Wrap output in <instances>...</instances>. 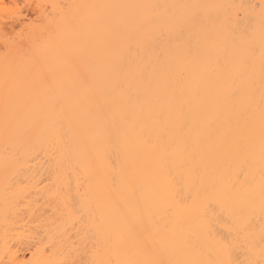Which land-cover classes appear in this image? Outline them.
Returning <instances> with one entry per match:
<instances>
[{"label": "bare ground", "instance_id": "6f19581e", "mask_svg": "<svg viewBox=\"0 0 264 264\" xmlns=\"http://www.w3.org/2000/svg\"><path fill=\"white\" fill-rule=\"evenodd\" d=\"M29 1L59 15L0 26V264H264V0Z\"/></svg>", "mask_w": 264, "mask_h": 264}, {"label": "rangeland", "instance_id": "374dc122", "mask_svg": "<svg viewBox=\"0 0 264 264\" xmlns=\"http://www.w3.org/2000/svg\"><path fill=\"white\" fill-rule=\"evenodd\" d=\"M65 1V0H64ZM28 2H27V0H4V5H5V7L6 8H10V9H13L12 11H3V12H0V26H1V28L2 27H8V28H11V27H16V29L18 28V30H17V32L19 31V30H21L22 29V32H23V30H24V28H25V24H26V22L25 21H27V20H35V21H38V19H35V17H37L38 18V16H35V14H37V12L38 11H40L39 12V14H41V15H39V18H40V16H43V19H41L42 20V23H44L45 21H48L49 20V18L51 17V14L53 13V12H50L48 9V11L47 10H45L46 8H44V7H42V8H38V7H34V6H32V3H31V1H29V4H30V7L28 6V9H26L27 8V5H29V4H27ZM66 3V4H65ZM67 3L68 2H61V8L62 7H64V8H66V9H64V8H62L64 11H68V6H69V4L67 5ZM27 4V5H26ZM65 4V5H64ZM16 5H19V8L17 9L16 8ZM64 5V6H63ZM67 5V6H66ZM40 6V5H39ZM42 6V5H41ZM34 8V9H33ZM38 8V9H37ZM42 11H41V10ZM43 10H45V11H47L46 12V14H45V11H43ZM27 12V14H26V12ZM31 11H32V13H31ZM18 12V13H17ZM25 12V13H24ZM48 12H50V13H48ZM17 13V14H16ZM22 13H24L25 15H22ZM35 13V14H34ZM47 13L48 14H50V16H49V18H48V15H47ZM56 13V12H55ZM59 13V12H58ZM67 13V12H66ZM35 16L34 18H31L32 16ZM55 18L56 17H58V15L57 16H55L54 15V13L52 14ZM24 16V17H23ZM25 16H29V18L30 19H26V17ZM17 17V18H16ZM47 17V18H46ZM54 17H52V19H55ZM15 20H14V19ZM28 18V17H27ZM42 18V17H41ZM2 19H5V20H2ZM24 19V20H23ZM45 19V20H44ZM51 19V18H50ZM12 20V21H11ZM41 20H40V22H41ZM43 20H44V22H43ZM10 25V26H9ZM20 27V29H19V27ZM21 27H23V28H21ZM22 32H19V34H21ZM18 34V35H19ZM5 142V141H4ZM3 142L2 143H0V147L2 148V150H3V148H4V145H5V143L3 144ZM3 146V147H2ZM8 147V146H7ZM1 148H0V150H1ZM8 149V148H7ZM7 149H5V150H7Z\"/></svg>", "mask_w": 264, "mask_h": 264}, {"label": "snow or ice", "instance_id": "6c2138e0", "mask_svg": "<svg viewBox=\"0 0 264 264\" xmlns=\"http://www.w3.org/2000/svg\"><path fill=\"white\" fill-rule=\"evenodd\" d=\"M16 8L18 9L19 8V5H16ZM13 9H10V8H6L5 5H4V0H0V12H3V11H12Z\"/></svg>", "mask_w": 264, "mask_h": 264}]
</instances>
